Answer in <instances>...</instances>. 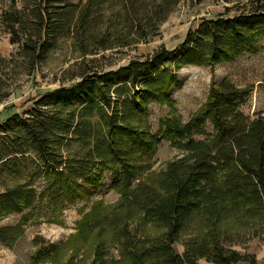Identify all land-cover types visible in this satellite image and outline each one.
<instances>
[{
  "label": "trees",
  "instance_id": "obj_1",
  "mask_svg": "<svg viewBox=\"0 0 264 264\" xmlns=\"http://www.w3.org/2000/svg\"><path fill=\"white\" fill-rule=\"evenodd\" d=\"M7 1L0 29L16 48L2 60L12 65L18 59L31 75L63 37L78 44L83 56L95 53L90 44L105 50L108 38L126 30L133 35L122 45L146 40L154 34L146 29L157 28L180 0ZM222 1L229 3L224 12L202 19L179 48L161 47L104 73L82 64L76 82L48 90L27 115L6 107L0 175H19L23 167L25 178L0 192V218L42 203L55 212L88 201L105 171L119 194L110 206L95 200L62 245L36 236L33 264L60 261L67 252L71 262L80 250L94 253L92 264H198L202 258L232 264L242 258L226 247L232 237L222 224L264 222V114L250 118L238 111L250 88L224 78L189 121L172 114L160 121L158 133L141 119L152 101L173 107L169 92L181 66H211L255 51L264 36V0ZM10 93L5 90L0 102ZM161 140L182 155L152 171ZM73 144L78 150L70 149ZM39 178L46 180L40 191L34 185ZM30 217L25 213L17 224L0 226V242L12 243ZM138 220L150 222L154 233L140 227L138 236L132 228ZM195 231L177 252L174 243ZM111 240L120 243L118 260L106 258Z\"/></svg>",
  "mask_w": 264,
  "mask_h": 264
},
{
  "label": "rangeland",
  "instance_id": "obj_2",
  "mask_svg": "<svg viewBox=\"0 0 264 264\" xmlns=\"http://www.w3.org/2000/svg\"><path fill=\"white\" fill-rule=\"evenodd\" d=\"M7 0H0V9L6 6ZM229 3L222 0H180L167 18L157 28L146 29L149 34L146 40L130 43L127 46L122 42H130L133 34L123 31L120 37L108 38L109 47L102 50L96 43L90 44L87 49L90 53L82 55L79 45L73 44L69 37H63L57 42V46L48 52L46 61L27 75L23 64L17 59L16 64H7L2 57H7L16 47L9 44V36L0 29V96L4 91H11L10 95L0 102V124L6 117V107L13 105L9 112L27 115L35 107L39 100L48 90L61 86H68L79 79L78 73L81 65L85 64L90 70L100 73L109 69H116L130 60L144 59L153 51L166 47L168 49L179 48L186 34L194 31L204 18L214 17L217 13L224 12V6ZM236 11L229 12L230 15ZM133 33V31H132ZM82 48V47H81ZM15 66V67H14ZM229 79L237 86L250 88L249 95L239 106L238 111L255 118L257 114H264V36L257 43L254 52H243L240 56L208 65H183L176 69V82L170 89V97L174 101L173 107L158 101H152L148 105V112L141 116L142 121L148 126L149 132L158 133L160 121L174 114L181 122H187L192 114L206 101L211 86L217 85L222 79ZM174 110V112H172ZM210 130V126H207ZM211 131V130H210ZM158 149L152 158L151 170H159L174 158L181 157V152L169 141L161 140ZM79 144H73L70 149L78 150ZM28 163V162H27ZM22 166H25L21 164ZM28 165H26L27 167ZM23 172V167L20 168ZM29 170V168L27 169ZM12 175L4 172L0 175V192L7 187H12L24 181V174ZM23 174V175H22ZM110 171H105L103 181L95 187L94 195L88 200H80L75 205L67 206L64 210L51 211L45 204H38L34 208H27L20 213H10L0 218V226L15 225L25 213H30V219L24 224L23 232L12 243L0 242V264H33L32 254L39 246L36 236L47 242L62 245L67 237L77 230L76 222L87 211L95 200H101L104 205L115 204L119 194L111 187ZM46 184V180L39 178L34 185L40 191ZM244 222V221H243ZM242 221H231V224L223 223V229L231 234V242L226 247L236 249L242 258L232 264H264V222L260 225L253 222L250 224ZM139 220L132 223V228L140 234V227L145 228L147 233H154L152 225L147 222L141 225ZM255 224V225H253ZM195 232H186L174 243L175 250L180 254L186 241ZM104 235V234H103ZM109 234L106 235V237ZM107 259L120 258V243L111 240L106 244ZM93 252L85 254L80 250L77 257L69 262L70 254L67 252L60 261L43 260L37 264H92ZM198 264H212L204 258L197 260ZM126 264V263H122Z\"/></svg>",
  "mask_w": 264,
  "mask_h": 264
}]
</instances>
